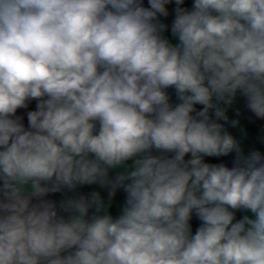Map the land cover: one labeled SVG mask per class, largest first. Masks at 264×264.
Here are the masks:
<instances>
[{
    "label": "clouds",
    "instance_id": "1",
    "mask_svg": "<svg viewBox=\"0 0 264 264\" xmlns=\"http://www.w3.org/2000/svg\"><path fill=\"white\" fill-rule=\"evenodd\" d=\"M184 4L0 0V264H264V154L225 128L238 94L264 120V0Z\"/></svg>",
    "mask_w": 264,
    "mask_h": 264
},
{
    "label": "crops",
    "instance_id": "2",
    "mask_svg": "<svg viewBox=\"0 0 264 264\" xmlns=\"http://www.w3.org/2000/svg\"><path fill=\"white\" fill-rule=\"evenodd\" d=\"M192 5V0H185L184 7L190 8ZM174 8L175 4L168 5L169 9V16L164 20L165 23L169 25V29L167 32H165V36L170 39L173 43H176L174 37L171 35V23L174 19ZM163 19V18H162ZM169 93L171 96V102L173 104L177 103L175 92L172 89H169ZM36 104L37 101L32 100L29 102L27 108H20L17 110L16 116H20L23 118V123L25 126H28V118L27 113L29 111L36 110ZM197 109L199 110L202 106L197 105ZM226 115L228 116L229 120L227 123H225V128L229 131L230 134H232L237 140L241 142V146L244 149L245 154H247L249 151L252 150H258L262 154H264V120L258 119L254 117V115L247 109L246 107V100L240 96L237 95V98L235 99L234 103L228 108ZM237 121V124L235 126H232V121ZM223 123V122H222ZM235 154H229L228 156H221V157H210L212 161L217 163H224L227 166H232V161L234 159ZM189 156L186 157V159H190ZM122 171V169H116L110 172V176H115L116 172ZM93 191L99 192L102 198L107 202L108 200V189L101 187L100 185H84V186H78L75 192L73 193H67V195H77V194H89ZM65 193H59V199H62L64 197ZM48 198V197H46ZM126 199V194L123 192V190H118L115 194V196L112 198V204L109 209L111 214L115 217L118 216L120 213V210L122 206L124 205ZM244 214L251 215V213H243V212H237L236 216L237 219L242 218Z\"/></svg>",
    "mask_w": 264,
    "mask_h": 264
},
{
    "label": "built area",
    "instance_id": "3",
    "mask_svg": "<svg viewBox=\"0 0 264 264\" xmlns=\"http://www.w3.org/2000/svg\"><path fill=\"white\" fill-rule=\"evenodd\" d=\"M57 193H53V194H49L48 199H53V197L56 195ZM191 225H192V231L193 233H195L196 229L199 227L200 225V221L198 220V218L195 216V214H193V218L191 220Z\"/></svg>",
    "mask_w": 264,
    "mask_h": 264
},
{
    "label": "trees",
    "instance_id": "4",
    "mask_svg": "<svg viewBox=\"0 0 264 264\" xmlns=\"http://www.w3.org/2000/svg\"><path fill=\"white\" fill-rule=\"evenodd\" d=\"M144 5H145V6H148V0H144ZM204 160H205L206 163H213V164H215V163L212 161V159H211L210 157H204ZM58 194H59V193H57V194L53 197L54 200H57V201H58V199H59Z\"/></svg>",
    "mask_w": 264,
    "mask_h": 264
}]
</instances>
